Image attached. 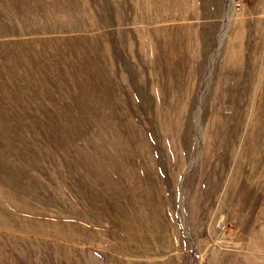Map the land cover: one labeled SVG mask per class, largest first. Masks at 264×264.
Returning <instances> with one entry per match:
<instances>
[{
	"label": "rangeland",
	"instance_id": "374dc122",
	"mask_svg": "<svg viewBox=\"0 0 264 264\" xmlns=\"http://www.w3.org/2000/svg\"><path fill=\"white\" fill-rule=\"evenodd\" d=\"M0 264H264V0H0Z\"/></svg>",
	"mask_w": 264,
	"mask_h": 264
},
{
	"label": "bare ground",
	"instance_id": "6f19581e",
	"mask_svg": "<svg viewBox=\"0 0 264 264\" xmlns=\"http://www.w3.org/2000/svg\"><path fill=\"white\" fill-rule=\"evenodd\" d=\"M135 2H136V1H135ZM143 2H144V1H143ZM148 2H149V1H148ZM137 6H139V5H137ZM148 8H149V7H148ZM187 8H188V7H187ZM223 92H224V91H223ZM216 94H217V93H216ZM216 94H215V95H216ZM219 94H220V93H219ZM219 96H220V95H219ZM216 97H217V96H216ZM222 97H223V96H222ZM254 104H255V103H254ZM255 107H256V106H255ZM257 108H258V107H257ZM111 138H112V137H111ZM116 154H117V153H116ZM110 157H111V156H109L108 158H110ZM106 159H107V158H106ZM106 159H105V160H106ZM110 159H111V158H110ZM103 173H104V172H103Z\"/></svg>",
	"mask_w": 264,
	"mask_h": 264
}]
</instances>
